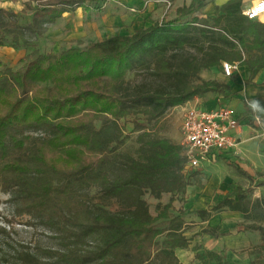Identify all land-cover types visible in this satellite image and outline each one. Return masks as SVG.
<instances>
[{
  "label": "trees",
  "instance_id": "1",
  "mask_svg": "<svg viewBox=\"0 0 264 264\" xmlns=\"http://www.w3.org/2000/svg\"><path fill=\"white\" fill-rule=\"evenodd\" d=\"M106 2L26 0V9L33 12L25 25L13 12L0 8V48L7 36L14 45L30 44L64 12L100 10ZM207 2L191 0L169 21L155 22L131 35L109 36L85 48L33 49L16 68L0 59V188L18 213L47 223L59 213V205L69 211L82 190L97 187L103 205L95 206L91 222L85 224L84 239H90L91 246L75 250L79 263L149 264L155 258L157 264H184L174 250L187 248L190 242L182 233V211L173 218L169 213L172 198L164 205L158 202L155 215L144 199L135 201V193L150 190L159 199L165 192H184L189 184L182 174L190 173L182 147L153 134L149 125L175 105L209 91L228 90L222 82L201 78L200 70L222 62L238 63L248 66L253 76L264 67V53L242 56L241 49L264 48V34L257 31L260 23L243 15L241 0H228L214 17L202 13ZM129 73L140 78L133 83ZM251 103L254 109L246 105L247 110L259 117L258 104ZM129 120L139 130L141 158L119 151ZM231 165L254 181L238 165ZM249 188L236 187L197 213L208 218L210 212L227 208L245 215ZM233 194L235 198L230 197ZM54 199L57 203L49 204ZM112 204L116 211L105 208ZM243 228L259 234L258 244L249 249L253 255L249 264H264V226L244 223ZM21 258L37 261L26 252ZM194 258L200 264H228L210 250L195 253ZM2 260L0 252V264Z\"/></svg>",
  "mask_w": 264,
  "mask_h": 264
},
{
  "label": "rangeland",
  "instance_id": "2",
  "mask_svg": "<svg viewBox=\"0 0 264 264\" xmlns=\"http://www.w3.org/2000/svg\"><path fill=\"white\" fill-rule=\"evenodd\" d=\"M25 1L0 0V8L13 12L18 23L25 25L31 20L33 12L26 9ZM190 1L132 0L131 3H127L123 0H107L100 10L91 9L84 12L81 8H76L73 11L64 12L55 22L47 24L45 33L30 44L14 45L15 43L7 36L5 46L0 48V59L5 66L16 68L21 64L20 59L36 48L41 52H59L73 46L85 48L87 45L104 38L107 35L105 32L107 30L104 31L103 29L110 28V25H106V23H112V21L114 24L111 27L122 28L123 33L133 34L138 29L146 28L155 22L171 20L176 17L177 9L188 6ZM118 17L120 18L118 19ZM128 78L135 83L140 76L129 73ZM139 117L140 119L143 118L142 116ZM174 118L176 119L173 110H167L156 122L149 125L150 131L159 137L167 138L172 142L175 141L173 134L175 127L178 126L173 121ZM96 126H99V122H96ZM138 133L139 130L133 129L131 120L126 122L125 137L119 151L130 154L134 158H141L142 155L138 151L139 144L136 141ZM180 140L177 143L179 145ZM218 154L216 153V157ZM219 157L220 155L214 162L225 163L223 159L225 157ZM189 170V175L184 170L182 172L189 185L202 186L208 182V173L200 172L196 168ZM254 178L253 182L244 181L245 187L243 188L237 185L242 189L250 187L244 198V207L247 212L240 222L241 229H245L243 228L244 223H257L264 226V185L259 184V182L264 181V173L257 172ZM197 181L200 183L198 184ZM159 186L158 183L156 188ZM171 194H173L177 206L184 199V192H180L178 189ZM135 196V201L144 199L148 204L150 213L156 214L157 199L154 198L150 190H145L142 194L135 193ZM72 200L73 204L70 205L69 211L59 205V213L53 214L52 219L46 223V221L42 222L43 220H39L33 215L18 213L15 203L0 188V252L3 256L2 264H60V260L64 261L68 257L64 264H82L77 262L75 250L85 247L88 249L91 246L89 244L90 239H84V227L86 223L91 222V214L95 211V206L103 205V203L100 200L98 188L94 186L82 190ZM56 203L57 199L49 201V204ZM105 208L111 211L117 210L115 204L106 205ZM180 211L182 210L178 209L177 213ZM163 223L165 221L157 224L161 226L164 225ZM188 226L195 228V225L189 224ZM3 228L6 231H2ZM204 229L210 228L207 225ZM218 229L217 226L213 228V231L218 233ZM158 239L161 240L162 237L158 236ZM230 245L231 243H223L225 251ZM23 252L34 255L37 261L29 262L22 259ZM221 256L224 257L223 254ZM149 264H157L156 259L153 258Z\"/></svg>",
  "mask_w": 264,
  "mask_h": 264
},
{
  "label": "crops",
  "instance_id": "3",
  "mask_svg": "<svg viewBox=\"0 0 264 264\" xmlns=\"http://www.w3.org/2000/svg\"><path fill=\"white\" fill-rule=\"evenodd\" d=\"M123 1L131 3L132 0ZM227 1L208 0L202 10L203 15L214 17L217 8ZM255 1L257 0H241L240 7L244 10ZM250 21L256 24L260 23L261 27L257 26V31H263L264 34V14ZM108 23L106 25H110V28L103 29L104 31L107 30L105 31L107 35L104 38L113 35L131 34L123 33L122 28L111 27L114 24L113 21L112 23ZM241 53L244 58L254 57L264 53V48H255L250 51L241 49ZM232 65H234V69L230 76L223 74L221 65L202 69L199 72V76L204 80L222 82L228 86V90L223 93L209 91L183 104L169 108L173 110V114L176 117L173 121L178 126L175 127L173 134L174 143H179L178 140H180V124L185 108L195 102L204 109H213L221 103L226 102L230 107L235 109L239 118V126L234 133L237 140L236 147L232 151L219 152L217 155V157L219 155L220 157H225L223 159L226 164L214 162L217 158L216 153H214L215 155L213 154L208 160L202 161L196 168L200 172L208 173L209 179L207 183L202 186L188 184L184 191V199L178 206L175 205L176 200L173 199V194L170 192L162 193L161 197L157 199V203L159 202L164 205L172 198L169 209L172 218L179 214L177 213L178 209L182 210L180 214L184 221L182 233L189 239L190 244L187 248H176L174 252L177 259L184 264H200V261L195 259L194 255L195 253L202 254L204 250H210L220 255L223 254V259L228 264H249L253 259V255L249 253V249L259 242V234L256 230L241 229L242 212L230 211L227 208H223L221 211L212 212L213 214H210L208 218H201L197 213V211L208 209L211 205L219 202L225 195L236 187H239L237 185L243 188L245 187L244 181L250 182L247 177L238 173L230 165L231 163L238 165L242 170L249 173L254 180L257 172L264 173V67L258 69L251 76V69L248 66L238 63H232ZM246 101H254L258 104V111L261 114L259 122H256L252 118L253 114L247 110ZM230 197L235 198V194ZM189 224L195 225V228H190ZM207 225L210 228L208 230H213V228L218 226V233L216 231H213V233L202 232V229ZM216 234L217 236H215ZM224 242L231 243L226 251L223 247ZM194 245L199 246V248L193 250Z\"/></svg>",
  "mask_w": 264,
  "mask_h": 264
},
{
  "label": "built area",
  "instance_id": "4",
  "mask_svg": "<svg viewBox=\"0 0 264 264\" xmlns=\"http://www.w3.org/2000/svg\"><path fill=\"white\" fill-rule=\"evenodd\" d=\"M242 13L249 20L259 18L264 14V0L255 1ZM221 69L225 76H230L234 65L222 62ZM246 104L254 109L251 102L246 101ZM252 118L260 121L256 114ZM238 126L237 113L226 102L213 109H204L196 102L188 105L180 124V146L185 168H197L214 153L232 151L237 145L234 133Z\"/></svg>",
  "mask_w": 264,
  "mask_h": 264
}]
</instances>
